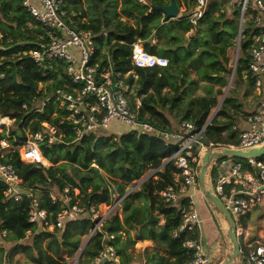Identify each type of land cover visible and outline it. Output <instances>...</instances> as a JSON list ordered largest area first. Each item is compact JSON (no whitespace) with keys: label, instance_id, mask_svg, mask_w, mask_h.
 Segmentation results:
<instances>
[{"label":"trees","instance_id":"1","mask_svg":"<svg viewBox=\"0 0 264 264\" xmlns=\"http://www.w3.org/2000/svg\"><path fill=\"white\" fill-rule=\"evenodd\" d=\"M170 2L69 0L71 9L85 19V23L79 25L81 29L107 33L106 43H112L110 52L115 69L123 73L133 71L136 79H129L133 84L130 106L137 113L138 120L147 116L157 120L164 131L182 133L181 123H191L201 129L217 107V96L223 94L222 88L232 73L229 50L235 46L238 13L227 16L225 0H211L196 34L188 39L189 23L179 19L168 21L163 13L151 11L154 6H167ZM175 2L179 8H190L195 0ZM0 33L4 41L11 39L13 43L8 50L0 51V117L15 120L14 127L10 129L12 137L7 138L10 147L3 151L1 161L17 170L25 193L29 192L39 207L49 214L48 222H54L60 211L59 205L52 203L50 193L63 194L68 189L71 205L79 200V204L88 209L94 206L101 210L102 206L113 204V189L121 198L127 194L129 183L143 177L148 170L156 171L138 191L122 200L123 217L115 214L103 224L102 230L114 236L112 245L119 257L118 264L137 261L128 249L143 241L154 245L153 250H144L140 255L144 264L189 262L192 254L181 247L186 234L172 237L180 224L178 207L163 204L157 194L172 184L176 173L173 162L161 165L176 152L177 146L174 143L166 146L163 138L136 131L108 136L100 133L75 141L70 125L66 122L60 124L64 111L53 98L54 91L66 81L64 67L54 65L50 75L42 77V70L22 56V52L33 49L38 37L46 33L23 8L22 0H0ZM136 41H140L149 54L166 58L168 65L154 69L131 67L127 60L129 45ZM19 42L21 44H16ZM247 45L241 44V57L234 72V80L236 78L237 85L243 86L245 97L254 95V80L248 72ZM191 71L196 78L190 75ZM216 86L218 89L215 90ZM198 89L202 95L193 97ZM48 98L50 100L42 106ZM135 98L140 99L139 107L134 104ZM248 114L235 99L225 98L216 117L205 128L201 142L237 146V136L243 130L242 123ZM173 121L178 123L173 126ZM42 123L57 127L60 135L59 141L53 144H39L42 156L50 163L49 168L21 162L17 151V147L26 140L23 129L30 133L44 130ZM234 126L237 131H232ZM0 139H6L4 133L0 134ZM197 149L198 145H194L193 155L197 154ZM263 160V157L256 159L258 162ZM227 161L247 165L246 159L220 158L212 167V182L218 178L220 165ZM4 191L5 186L0 182V246L3 242L22 243L31 236L32 247L28 257L32 264H67L61 256L62 250L66 258H73L80 248L81 238L94 227L90 220L66 221L61 230L47 231L42 222H28L30 198L23 196L15 202L12 198H4ZM75 191L78 192L77 198ZM136 201H143L144 207L135 206ZM155 212L157 217L162 215V222L143 226L149 214ZM3 231L6 237H2ZM130 231H133V236ZM123 233L127 234L125 240H122ZM45 239L48 243L44 249L40 242ZM101 239L100 233L89 239L78 264H94L101 249ZM18 249L14 248L10 258ZM0 264H5L2 247Z\"/></svg>","mask_w":264,"mask_h":264},{"label":"built area","instance_id":"2","mask_svg":"<svg viewBox=\"0 0 264 264\" xmlns=\"http://www.w3.org/2000/svg\"><path fill=\"white\" fill-rule=\"evenodd\" d=\"M210 1L195 0L194 6L187 11H180L177 19L189 23L191 27H198ZM22 6L46 31L44 36L38 37L36 46L30 51L22 52V56L30 59L42 70V77L50 75L54 65L64 67L66 81L62 87L54 91L53 98L64 111L60 124L66 122L70 125L75 141L108 130L110 123L116 122L128 126L129 131L161 137L166 146L172 143L177 146L176 152L165 161L173 162L176 168L172 184L159 191L158 198L163 204L178 207L180 224L173 231L172 237L176 238L181 233L186 234L181 247L192 254V259L185 264H212L202 244L203 223L196 208L195 194L199 186V163L206 152L217 147L211 143L201 142L205 128L214 115L201 129H197L191 123H181L182 133L164 131L157 120L147 116L143 120H138L137 113L133 112L130 106L133 84L129 79L132 77L135 80L136 77L133 71L123 73L115 69L110 52L112 43H106V32L95 33L92 30L81 29L79 25L84 24L85 19L71 9L69 0H22ZM224 11L227 16L238 13L236 45L233 49L235 58H232L229 64L233 73L241 57V44H248L246 48L249 58L248 72L254 80L256 102L254 110L243 121V130L237 136V146L231 147L249 150L264 143V0H225ZM12 44L11 39L4 41L0 33V51L8 50ZM129 48L127 60L133 68L154 69L168 65L166 58L146 52L140 41L132 43ZM49 100L50 98L45 99L42 106ZM134 104L139 107L140 99L135 98ZM23 109H26V105H23ZM14 123V119L0 117V134L4 133L6 137L0 139V182L5 186L4 198H12L15 202H19L23 196L30 198L28 222L31 224L42 222L50 232L61 230L66 221H92L94 223L92 236L95 233L102 235L101 249L93 263L102 264L106 260V264H118L119 257L112 245L114 236L104 232L102 226L114 216L128 193L118 198L116 190L113 189L114 202L110 206H102L104 212L94 206L88 209L80 205L79 200L71 205L72 198L68 195V189L63 194L50 193L52 203L58 204L60 211L54 222H48L49 214L39 207L37 200L33 199L29 192L25 193L17 170L1 161L4 157L3 151L10 147L7 138L12 137L10 127ZM41 126L44 130L34 133L23 129L26 140L17 147V151L21 162L49 168L50 163L42 156L39 144L42 142L53 144L59 141V129L48 123H42ZM232 131H237V128L234 126ZM194 145H198L196 155L192 152ZM246 161V166L230 162L224 173L219 171L214 182L210 178V184L234 224L235 235L243 255V262L237 260L236 264H264V242L248 243V234L243 225L247 216L264 201V162L251 158H247ZM92 166L98 168L95 164ZM74 196L78 197L77 191ZM1 235L6 237L7 234L3 231Z\"/></svg>","mask_w":264,"mask_h":264},{"label":"rangeland","instance_id":"3","mask_svg":"<svg viewBox=\"0 0 264 264\" xmlns=\"http://www.w3.org/2000/svg\"><path fill=\"white\" fill-rule=\"evenodd\" d=\"M179 9H180V11L183 12V11H187L189 8H186L185 6H181ZM197 30H198V27H195V28L191 27L190 31H192V32H190V34H188V37L189 38L193 37L196 34ZM239 56H240V54H239ZM229 58H230V60L232 58H235V51L232 49L229 50ZM190 75L192 77L196 78L193 71L190 72ZM245 78L246 77L243 76V79H245ZM229 81H230L229 87H227V85H226L224 88H222L223 94H224V92H226L225 97L223 96V94L221 96H217L218 103H220L221 101L224 102L225 98L232 97L233 99L236 100V103L241 105V109L243 111H245V112L249 111L250 105L254 102V96L253 95L248 96V97L244 96V88L242 85H237L236 78L234 80V75H233L232 79H230V77L227 78V84ZM214 89L216 90V89H218V87L216 86V87H214ZM165 92L170 93L169 90H166ZM198 95H202V92L199 89L197 90L196 93L193 94V97H197ZM223 102L221 104V107L223 105ZM231 111H233V110L231 109ZM167 112L168 111H166L165 113H167ZM216 112H218V110H217V108H214L211 111L209 118H211ZM167 115H168V113H167ZM216 115H217V113H216ZM216 115H215V117H216ZM114 123L115 122L110 123V127L108 130L100 131L98 134L102 133V134L108 136L111 134H116V135L123 134V133L129 131L128 126H126L124 124H116V123L114 124ZM177 123H178L177 121H173V126L176 125ZM13 127H14V125L11 126L10 129ZM4 130H5V128H4ZM224 135H226V133H224ZM214 146H231V145L214 144ZM263 158H264V156H263ZM215 163L216 162L213 163V166L215 165ZM224 163L225 164H221L219 167V171L221 173H224L226 171L228 165L230 164V162H228V161L224 162ZM153 172L154 171H152V170H148L147 173L143 177L129 183L127 188H126L127 193L130 190H132V192L138 191L142 185L141 184L142 181L146 177L151 175ZM196 194L200 199H203V200H198L197 204H196V208H197L198 212L200 213L201 219L203 221L202 223H203L204 233L202 231V236H203L202 244L207 251V256L210 259L211 263L212 264H220V263L222 264V263L227 261L229 253H230V248H229L228 240L226 238V234H225L224 229L222 228V226L220 224V220H219L217 214L211 208L209 202H207L206 197L203 195L199 186L197 188ZM205 202H206V204L209 205V206L207 205L208 206L207 208L205 206L206 205ZM122 205L123 204L121 203L120 206L115 211V214H117L119 216V218H122L124 215ZM134 205L137 206L138 208H142V207H144L145 204L143 201H136V202H134ZM102 211L104 212L103 207H101V212ZM154 215L157 216V213L155 212ZM160 218H162V217H160ZM161 222H162V220H161ZM129 234L131 236H133L134 233H133V231H130ZM205 234L208 236L209 240L205 237ZM122 237H123L122 240L127 239V234L123 233ZM87 239H88V235L81 238L80 248H79L78 252L75 253L73 258H66L65 252L62 250L61 256L66 259L67 264H78V261L80 258L79 257L77 259L78 254L80 252V249L83 247V245L87 241ZM120 242H122V241H120ZM207 242L210 243L208 248L206 247ZM259 242L261 243L264 241H259ZM47 243H48V240L45 239V240H42L40 242V245L45 249ZM149 243L145 244V243H138L137 242L133 247L129 246L128 252L133 254L134 259L137 257V261L133 262L132 264H144V262L140 258L141 257L140 255L143 252L141 250L144 249L143 248L144 245H151L150 248H151V250H153L154 245L152 243H150V244ZM1 244H2V248L4 249V253H5V264H16L18 261H20V264H32L31 261L29 260V257H28V254H29L28 251H30L29 249L32 247L31 236H27L26 239L22 243H13V242L6 243V242H3ZM15 247H19L20 249L17 250V252L13 258H10V255L13 252ZM151 250H148V251H151Z\"/></svg>","mask_w":264,"mask_h":264},{"label":"water","instance_id":"4","mask_svg":"<svg viewBox=\"0 0 264 264\" xmlns=\"http://www.w3.org/2000/svg\"><path fill=\"white\" fill-rule=\"evenodd\" d=\"M151 11H159L163 13V15L168 21H175L180 14V9L177 6L175 0H171L169 5L167 6H154L151 8ZM233 75L234 73L232 71L230 75V79L233 78ZM229 85H230V81L228 82L227 87H229ZM225 94L226 92H224L223 94L224 97H225ZM222 102L223 101L217 104V107H216L217 110L220 109ZM215 115L216 114H214L212 119L215 117ZM263 156H264V143L260 146H257L256 148L249 149V150L235 149V148H232L231 146H217L216 148H212L211 150L206 152L203 155L199 163V173H198L199 188L202 191L203 195L206 197V200L207 202H209L211 208L217 214L220 220V224L226 234V238L228 240V244L230 248L228 259L223 264H235L237 260H239L242 263L243 255H242L241 246L235 235V228H234L232 218L230 217L229 213L225 210V208L220 203L219 199L213 192L211 184H210V175H211L213 163L216 162L218 159L224 158V157L241 158V159H247V158L258 159ZM166 163L167 162L163 163L161 167H163ZM131 193H132V190H130L127 195ZM160 222H161L160 217H157L153 213H150L148 219L145 221L143 226L147 227L152 223L159 224ZM92 233H93V229L88 234V239L83 245V247L80 249L77 259L80 257L84 247L87 245L89 239L92 236ZM202 242H203V238H202ZM102 264H106V260H104Z\"/></svg>","mask_w":264,"mask_h":264},{"label":"crops","instance_id":"5","mask_svg":"<svg viewBox=\"0 0 264 264\" xmlns=\"http://www.w3.org/2000/svg\"><path fill=\"white\" fill-rule=\"evenodd\" d=\"M192 32V31H191ZM188 34H186V37H188ZM254 96V102L250 105V108H249V111H247V113H251L254 108H255V102H256V97L255 95ZM116 123V122H115ZM114 123V124H115ZM118 124V123H116ZM243 125V123H242ZM110 127V126H109ZM225 164V163H224ZM221 173V172H220ZM198 200H203V199H200L197 194H195V201H196V204H197V201ZM206 204V202H205ZM208 204H206V208L209 206H207ZM199 213V212H198ZM199 216H200V213H199ZM201 218V216H200ZM211 219V218H210ZM202 220V219H201ZM203 222V221H202ZM244 228L246 230V233L248 234V243H251V244H255L259 241H264V201L262 203V205L260 206H257L248 216L247 218L244 220ZM203 230V229H202ZM204 233V231H203ZM205 237L209 240L208 236L205 234ZM138 243H149L148 241H143V242H138ZM151 243V242H150ZM149 243V244H150ZM209 244L207 242V248L209 247ZM151 245H144V249H142L141 251H144V250H151L150 248ZM237 262V261H236ZM235 262V264H236ZM221 264V263H220Z\"/></svg>","mask_w":264,"mask_h":264}]
</instances>
